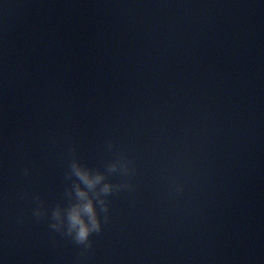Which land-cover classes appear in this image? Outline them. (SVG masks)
<instances>
[{
    "label": "water",
    "instance_id": "95a60500",
    "mask_svg": "<svg viewBox=\"0 0 264 264\" xmlns=\"http://www.w3.org/2000/svg\"><path fill=\"white\" fill-rule=\"evenodd\" d=\"M0 264H264V0H0Z\"/></svg>",
    "mask_w": 264,
    "mask_h": 264
},
{
    "label": "clouds",
    "instance_id": "9594fccd",
    "mask_svg": "<svg viewBox=\"0 0 264 264\" xmlns=\"http://www.w3.org/2000/svg\"><path fill=\"white\" fill-rule=\"evenodd\" d=\"M115 167V165L113 166ZM75 174L89 187L94 188L96 185L104 181L102 174L91 175L88 171L80 168L77 165L73 166ZM112 190V185L105 183L101 191L108 193ZM77 195L80 198V203L73 206L67 214L68 234L74 235V239L78 244H90L89 237L92 232H99L102 223L98 217L95 201L88 196L85 189H78ZM103 203V201H101ZM106 207V206H105ZM56 217H60L59 210L55 213ZM61 225L53 224L52 227L58 228Z\"/></svg>",
    "mask_w": 264,
    "mask_h": 264
}]
</instances>
